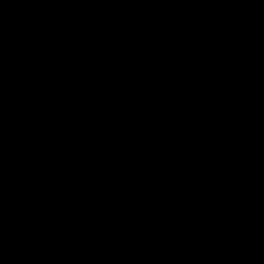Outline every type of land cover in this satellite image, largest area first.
I'll return each instance as SVG.
<instances>
[{
	"label": "water",
	"instance_id": "obj_1",
	"mask_svg": "<svg viewBox=\"0 0 264 264\" xmlns=\"http://www.w3.org/2000/svg\"><path fill=\"white\" fill-rule=\"evenodd\" d=\"M0 264H264V0H0Z\"/></svg>",
	"mask_w": 264,
	"mask_h": 264
}]
</instances>
